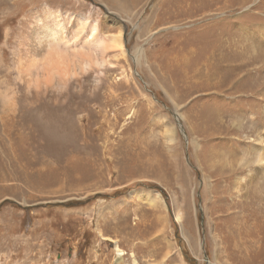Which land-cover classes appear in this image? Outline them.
<instances>
[{"label":"rangeland","instance_id":"1","mask_svg":"<svg viewBox=\"0 0 264 264\" xmlns=\"http://www.w3.org/2000/svg\"><path fill=\"white\" fill-rule=\"evenodd\" d=\"M83 21L100 87L0 109V264H264V0H0V91Z\"/></svg>","mask_w":264,"mask_h":264},{"label":"clouds","instance_id":"2","mask_svg":"<svg viewBox=\"0 0 264 264\" xmlns=\"http://www.w3.org/2000/svg\"><path fill=\"white\" fill-rule=\"evenodd\" d=\"M103 60L102 40L92 47H85L50 37L40 55L19 60L9 69L21 87L9 85L0 91V109L11 112L22 98L27 104L32 97L46 92L63 95L70 88L75 90L77 81L89 77L90 91H94L102 83L103 73L100 69ZM228 166H231V162Z\"/></svg>","mask_w":264,"mask_h":264},{"label":"bare ground","instance_id":"3","mask_svg":"<svg viewBox=\"0 0 264 264\" xmlns=\"http://www.w3.org/2000/svg\"><path fill=\"white\" fill-rule=\"evenodd\" d=\"M114 3H117V2H114ZM119 3V2H118ZM119 4H121V2L119 3ZM84 19V18H83ZM81 20V19H80ZM61 22V21H60ZM59 22V23H60ZM81 28L83 29V30H85L86 28H88V27H90V31L92 32L91 33V38L89 39V40H91V42L92 43H96V41H98V32H97V35H96V26H95V24H91V23H89V21H83L82 23H81ZM59 27V26H58ZM60 32H61V30H59ZM77 32H79V31H77ZM59 33V32H58ZM85 33V32H84ZM82 36V35H81ZM52 38H55V39H57L58 38V36H55V35H53V36H51ZM78 37V36H77ZM121 37V36H120ZM105 38V37H104ZM116 38H118V37H116ZM44 39H47V38H44ZM44 39H39V41H40V43L41 42H43L44 41ZM116 40L117 39H114V41L113 40H111V42H110V44L109 43H106L104 40H102L103 41V49H105V51L107 50V48H111V49H113L114 48V50H115V47L116 48H120V46H121V44L118 42H116ZM118 40H120V39H118ZM62 41V40H61ZM88 41V40H87ZM63 42V41H62ZM108 44H109V46H108ZM122 47V46H121ZM239 57H241V56H239ZM242 58V57H241ZM216 61H219L220 63H216L215 64V62ZM241 61H242V65H239V66H235V65H233V66H231V67H233V68H230V67H228V66H226L225 64H227V62L226 61H222L221 59H220V57L218 58V59H214V65H215V71L213 72V74H216V73H218L219 75H220V77H221V82L223 83V82H226L227 81V78H226V76H227V74H229V73H226V74H223V73H221L222 72V70L226 67L227 68V70L229 69V71H231V70H235V72L237 73L235 76H237V75H240L241 73H244L243 71H244V69L246 68V66L247 65H250L251 63H246V62H244L242 59H241ZM213 62V61H212ZM233 62L234 63H236V61L235 60H233ZM231 63V62H230ZM239 63H240V61H239ZM208 64H209V62H208ZM237 64V63H236ZM220 68V69H219ZM203 69H204V67H203ZM202 69V70H203ZM202 70H200V71H198L196 74H194V75H192V76H190L189 78H188V80L189 79H191V78H198V88H199V86H200V82H204V84H205V78L207 79V80H210L211 79V74H208V73H206V71H211L210 70V64H209V66H208V68L207 69H204L205 71H202ZM212 72V71H211ZM227 72V71H226ZM233 76V75H232ZM195 79H193V80H195ZM225 79H226V81H225ZM192 80V79H191ZM190 83H191V81H190ZM192 83L194 84H196V81H192ZM214 85H216V84H214ZM202 88H204V87H202ZM171 130H173V129H171ZM166 133H167V135H168V140H172V138L170 137V130H169V128L166 130ZM175 139V138H174ZM173 142H174V140H172ZM171 142V141H170ZM256 142H258V143H264V135H260V136H258L257 137V140H256ZM242 162V161H241ZM244 165H247V163L245 162V161H243L242 162ZM248 169H249V167H248ZM264 171V168H262V165L260 164V166H259V171H258V173H259V175L260 174H262V172ZM249 172H251L250 170H249ZM147 195H149V196H151V194H149V193H147ZM153 198V197H152ZM154 199H156V198H153V200ZM152 202V201H151ZM177 217H178V220L180 221V219L182 218L181 217V214L178 212V214H177ZM222 238V237H221ZM224 239V238H223ZM254 256V255H253ZM249 259V258H248ZM245 261H247V260H245ZM249 262V261H248ZM245 263V262H244ZM252 263V262H251ZM260 263V262H259ZM258 263V264H259ZM249 264V263H248Z\"/></svg>","mask_w":264,"mask_h":264}]
</instances>
